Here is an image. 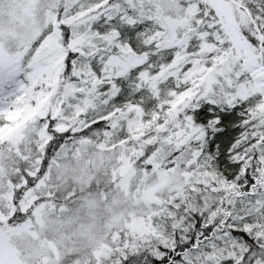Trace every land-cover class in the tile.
Wrapping results in <instances>:
<instances>
[{
	"label": "snow or ice",
	"instance_id": "1",
	"mask_svg": "<svg viewBox=\"0 0 264 264\" xmlns=\"http://www.w3.org/2000/svg\"><path fill=\"white\" fill-rule=\"evenodd\" d=\"M0 264H264V0H0Z\"/></svg>",
	"mask_w": 264,
	"mask_h": 264
}]
</instances>
